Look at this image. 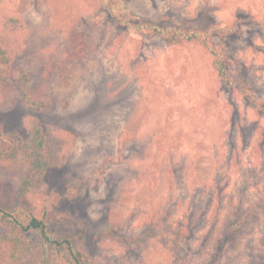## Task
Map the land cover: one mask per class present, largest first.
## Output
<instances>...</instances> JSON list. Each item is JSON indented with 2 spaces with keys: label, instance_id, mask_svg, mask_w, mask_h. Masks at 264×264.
I'll use <instances>...</instances> for the list:
<instances>
[{
  "label": "rangeland",
  "instance_id": "obj_1",
  "mask_svg": "<svg viewBox=\"0 0 264 264\" xmlns=\"http://www.w3.org/2000/svg\"><path fill=\"white\" fill-rule=\"evenodd\" d=\"M9 16L22 26L4 29ZM129 20L236 22L210 44L264 100V0H0L10 69L46 101L32 109L18 82L0 88L1 132L21 139L32 117L66 140L26 202L75 231L87 264H264V117L222 86L204 46ZM6 164L0 201L13 203L21 168ZM240 206L251 216L231 232Z\"/></svg>",
  "mask_w": 264,
  "mask_h": 264
},
{
  "label": "trees",
  "instance_id": "obj_2",
  "mask_svg": "<svg viewBox=\"0 0 264 264\" xmlns=\"http://www.w3.org/2000/svg\"><path fill=\"white\" fill-rule=\"evenodd\" d=\"M248 20L254 19L251 17ZM131 22L130 25L166 36L168 41L179 42L184 39L186 42L204 46L212 55L213 69L222 86L236 91L258 117H264V100H255L242 79L229 74L228 56L210 44L212 35H235L238 28L236 22L224 25L211 22L203 29L195 26V23L183 28L176 25L177 23L166 25L151 21ZM21 26L19 19L12 16L6 17L2 22V27L7 30H16ZM14 51L16 48L11 44L0 42V88L2 90L13 81L18 82L23 103L29 108L41 110L46 106V101L28 89L29 77L24 69H10V57ZM24 129L25 136L18 139L3 136L0 127V165L7 168L8 165L4 163L8 162L21 168L20 174H15L18 176V183L12 192L19 200H14L13 203L0 201V264H87L86 255L79 245L75 231L54 230L52 224L59 228V219L46 212L42 215L36 214L31 203L26 202L31 187L39 185L46 171L57 167L63 160L66 140L53 139L42 129L36 118L26 119ZM161 213L155 219L153 217L157 224H164L167 220L168 216ZM250 214L249 209L240 206L234 212L228 230L240 233Z\"/></svg>",
  "mask_w": 264,
  "mask_h": 264
}]
</instances>
